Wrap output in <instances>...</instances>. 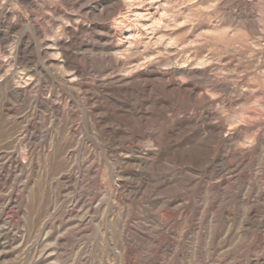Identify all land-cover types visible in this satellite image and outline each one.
I'll return each mask as SVG.
<instances>
[{
	"label": "rangeland",
	"instance_id": "rangeland-1",
	"mask_svg": "<svg viewBox=\"0 0 264 264\" xmlns=\"http://www.w3.org/2000/svg\"><path fill=\"white\" fill-rule=\"evenodd\" d=\"M158 4L0 0V264H264V0Z\"/></svg>",
	"mask_w": 264,
	"mask_h": 264
},
{
	"label": "bare ground",
	"instance_id": "bare-ground-1",
	"mask_svg": "<svg viewBox=\"0 0 264 264\" xmlns=\"http://www.w3.org/2000/svg\"><path fill=\"white\" fill-rule=\"evenodd\" d=\"M153 1H154V0H153ZM165 1H166V0H165ZM170 1H171V0H170ZM177 2H178V1H177ZM130 3H131V2H130ZM158 3L161 4V3H162V0H158ZM163 3H164V2H163ZM191 3H192V2H191ZM155 4H156V3H155ZM155 4H153V5H155ZM159 4H158V5H159ZM176 4H177V3H176ZM125 5H126V4H125ZM158 5H157L156 8H158ZM161 5H162V4H161ZM167 5H168V4H167ZM155 6H156V5H155ZM164 6H165V5H164ZM164 6H163V7H164ZM169 6H170V5H169ZM166 8H167V7H165V9H166ZM203 8H204V7H203ZM149 9H150V8H149ZM161 9H163V8H161ZM166 10H167V9H166ZM183 10H184V9H183ZM131 11H132V10H131ZM142 11H143V10H142ZM246 11H247V10H246ZM145 12H146V11H145ZM164 12H165V11H164ZM130 13H131V12H130ZM134 13H135V14H134ZM141 13H142V12H141V9L133 11V15H134V16L136 15V16H138V17H141L140 15L143 14V13H142V14H141ZM147 13H148V12H147ZM165 13H166V12H165ZM249 13H250V12H249ZM131 14H132V13H131ZM144 14H146V13H144ZM149 14H151V13H149ZM159 14H160V13H159ZM133 15H132V16H133ZM130 16H131V15H130ZM136 16H135V17H136ZM143 16H145V15H143ZM253 16H254V15H253ZM122 17H123V16H122ZM125 17H126V16H125ZM158 17H160V16H158ZM251 17H252V16H251ZM117 18H118V17H117ZM145 18H147V17H144V19H145ZM160 18H162V17H160ZM253 19H254V18L252 17V20H253ZM255 19H256V18H255ZM136 20H138V19H136ZM148 20H149V19H148ZM153 21H154V20H153ZM138 22H139V21H138ZM143 22H144V21H143ZM146 22H147V20H146ZM176 22H177V21H176ZM176 22H175V23H176ZM173 23H174V22H173ZM134 24H135V23H134ZM150 24H151V23H150ZM176 24H177V23H176ZM176 24H175V25H176ZM148 25H149V24H148ZM148 25H147V26H148ZM166 26H167V25H166ZM148 27H149V26H148ZM152 27H153V26H152ZM152 27H151V28H152ZM143 28H144V27H143ZM161 28H162V27H161ZM172 28H175V26H173ZM115 29H116V28H115ZM160 31H161V30H160ZM160 31H159V33H160ZM253 31H254V30H253ZM218 33H219V32H218ZM165 34H166V33H165ZM153 35H154V34H153ZM167 35H168V34H167ZM167 35H166V36H167ZM161 36H163V35H161ZM136 37H137V36H136ZM145 38H146V37H145ZM162 38H163V37H162ZM166 38H167V37H166ZM155 39H156V38H155ZM75 40H76V39H75ZM208 40H209V39H208ZM177 41H178V40H177ZM170 42H171V41H170ZM197 43H198V42H197ZM165 44H166V43H165ZM56 45H57V44H56ZM61 45H62V44H61ZM61 45H60V46H61ZM160 45H162V44H160ZM162 46H163V45H162ZM166 46H168V44H167ZM183 46H184V45H183ZM54 47H55V45H54ZM57 47H58V46H57ZM59 49H61V48H59ZM164 49H165V47H164ZM164 49H163V50H164ZM158 50H159V49H158ZM163 50H162V51H163ZM159 51H160V50H159ZM173 51H174V50H173ZM173 51H172V52H173ZM175 51H176V50H175ZM157 52H158V51H157ZM164 52H165V50H164ZM48 53H49V52H48ZM54 53H55V52H54ZM162 53H163V52H162ZM170 53H171V52H170ZM65 54H66V53H65ZM69 54H70V53H69ZM151 54H152V53H151ZM206 54H207V53H206ZM173 55H174V54H173ZM148 56H149V55H148ZM66 61H67V60H66ZM170 61H171V60H170ZM191 61H192V59L190 60V62H191ZM193 61H194V60H193ZM195 61H196V59H195ZM197 61H198V59H197ZM203 61H204V60H203ZM176 62H177V61H176ZM185 62H186V61H185ZM68 63H69V62H68ZM191 63H192V62H191ZM196 63H197V62H196ZM198 63H199V62H198ZM201 63H202V65H204L203 63H205V62H202V61H201ZM201 63H200V64H201ZM165 64H166V63H165ZM177 64H178V63H177ZM179 64H180V63H179ZM209 64H210V62H209ZM67 65H68V64H67ZM182 65H183V64H182ZM62 66H63V65H62ZM170 66H172V65H170ZM183 66H185V65H183ZM176 67H177V66H176ZM235 67H236V66H235ZM164 68H166V67H164ZM181 68H182V67H181ZM201 68H202V67H201ZM68 69H69V68H68ZM70 69H71V68H70ZM158 69H159V68H158ZM158 69H157V70H158ZM179 69H180V68H179ZM184 69H185V68H184ZM184 69H183V70H184ZM186 69H187V67H186ZM188 69H189V68H188ZM191 69H192V68H191ZM197 69H198V68H197ZM202 69H203V68H202ZM63 70H64V69H63ZM160 70H161V69H160ZM172 70L174 71V69H172ZM176 70H177V69H176ZM193 70H194V66H193ZM205 70H206V69H205ZM154 71H155V70H154ZM158 71H159V70H158ZM181 71H182V70H181ZM184 71H185V70H184ZM187 71H188V70H187ZM159 72H160V71H159ZM161 72H162V71H161ZM164 72H166V70H165ZM175 72H176V71H175ZM177 72H178V71H177ZM199 72H200V71H199ZM203 72H205V71H203ZM72 73H73V72H72ZM125 73H126V72H125ZM169 73H170V72H169ZM178 73H179V72H178ZM178 73H177V74H178ZM180 73H181V72H180ZM205 73H206V72H205ZM159 74H160V73H159ZM162 74H164V73H162ZM167 74H168V72H167ZM172 74H173V73H172ZM172 74H171V75H172ZM196 74H197V72H196ZM196 74H195V75H196ZM192 75H194V74H192ZM192 75H191V76H192ZM207 75H209V74L207 73ZM165 76H167V75H165ZM168 76H169V75H168ZM172 76H176V75L174 74V75H172ZM202 76H203V75H201V77H202ZM205 76H206V74H205ZM72 77H74V75L71 76V78H72ZM159 77H160V76H159ZM162 77L164 78V76H162ZM162 77H161V78H162ZM181 77H183V76H181ZM207 78H209V80H210V77H209V76H208ZM166 79H168V78H166ZM166 79H165V80H166ZM169 79H171V78H169ZM176 79H178V78H176ZM211 79H212V78H211ZM162 80H163V79H162ZM184 80H185V79H184ZM204 80H205V79H204ZM163 81H164V80H163ZM172 81H173V79H172ZM176 82H177V81H176ZM178 82H179V81H178ZM204 82H207V80L204 81ZM173 83H174V82H173ZM179 83H180V82H179ZM214 83H215V82H214ZM166 84H167V83H166ZM215 84H217V83H215ZM172 85H173V84H172ZM211 85H212V84H211ZM217 86H218V85H217ZM217 86H216V87H217ZM171 87H172V86H171ZM174 87H175V86H174ZM210 87H211V86H210ZM210 87H209V88H210ZM214 87H215V86H214ZM216 87H215V88H216ZM219 87H220V86H219ZM171 89H173V88H171ZM176 89H177V88H176ZM176 89H175V90H176ZM218 89H219V88H218ZM218 91H219V90H218ZM235 95H236V94H235ZM231 100H232V99H231ZM232 105H233V104H232ZM201 107H202V106H201ZM186 113H187V112H186ZM189 118H190V117H189ZM221 121H222V120H221ZM209 124H210V123H209ZM221 124H222V123H221ZM262 124H264V123H262ZM223 125H224V124H223ZM221 127H222V125H221ZM253 128H254V127H253ZM261 128H262V127H261ZM213 129H214V128H213ZM259 129H260V128H258V133H257V135H256V144H255V145H256V146L258 145V146L264 148V137H262V136L260 135V130H259ZM221 130H223V129L221 128ZM224 130H225V129H224ZM236 133H237V132H236ZM236 133H235V134H236ZM239 133H241V132H239ZM220 136H221V135H220ZM221 137H222V136H221ZM227 142H228V141H227ZM159 144H160V143H159ZM159 144H158V145H159ZM251 144H252V143H250V146H251V147L255 146V145H253V144L251 145ZM261 150H262V149H261ZM235 152H236V151H235ZM147 154H148V153H147ZM62 156H63V155H62ZM133 158H134V157H133ZM221 188H222V187H221ZM127 254H128V253H127Z\"/></svg>",
	"mask_w": 264,
	"mask_h": 264
}]
</instances>
